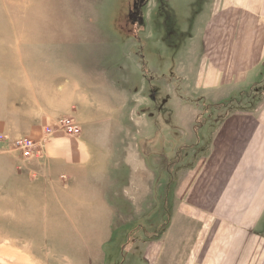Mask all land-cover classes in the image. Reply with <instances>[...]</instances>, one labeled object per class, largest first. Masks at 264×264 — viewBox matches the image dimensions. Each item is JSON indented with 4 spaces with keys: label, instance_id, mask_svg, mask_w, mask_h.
<instances>
[{
    "label": "crops",
    "instance_id": "1",
    "mask_svg": "<svg viewBox=\"0 0 264 264\" xmlns=\"http://www.w3.org/2000/svg\"><path fill=\"white\" fill-rule=\"evenodd\" d=\"M165 3L171 8L164 19L168 27L156 24L161 20L155 13L153 28L166 36H149L150 54L159 58L152 62L160 69L170 63L174 71L177 65L187 96H176L165 76L156 85L161 88L153 86L143 102L141 79H126L119 66L124 59L111 57L108 50L104 55L102 42L72 37L73 21L85 27L72 12L68 24H52L43 22L41 11H28L21 36L14 35L0 54V94L5 97L0 126L32 128L70 118L80 127L77 137L54 134L45 142L46 158L22 165L23 171L66 172L68 192L55 197V203L57 210L69 208V234L99 238L83 249L87 261L102 260L99 252L109 250L107 241L123 244L121 234L113 238L115 216L109 205L115 196L131 204L129 188L145 196H153L152 187L167 192L174 154L187 148L165 229L142 233V264H264L252 255L254 220L264 219V0ZM184 7H190L188 13ZM183 18L188 27L179 29L177 19ZM159 90L165 100L158 99ZM237 99L242 102L230 108ZM243 100L250 106L242 107ZM208 109L207 122L214 124L206 147L201 148L205 137L191 136L170 158L159 157L157 136L163 150L173 128L167 112L192 124L195 134L207 127L196 120ZM61 214L57 211L55 218H68ZM157 225L156 217L145 223L149 231ZM105 259L120 264L116 255Z\"/></svg>",
    "mask_w": 264,
    "mask_h": 264
},
{
    "label": "rangeland",
    "instance_id": "2",
    "mask_svg": "<svg viewBox=\"0 0 264 264\" xmlns=\"http://www.w3.org/2000/svg\"><path fill=\"white\" fill-rule=\"evenodd\" d=\"M168 1L171 3V0ZM77 2L83 4L78 5ZM189 10L190 7H184L185 13H188ZM28 11L30 13L41 11L43 22L52 24L55 21L68 24L72 12V15L76 16L75 19L81 20L85 25L84 27L79 25L80 21L77 23L73 21L76 25L72 24V26L76 30L72 33V37L82 43L102 42L105 47L104 55L108 50L111 57L124 59L119 66L125 68L126 79L133 76L141 79L143 102L148 100V97L150 98L149 92L153 86L161 88V85H156L165 76L168 80H172L173 86L170 88L175 91L176 96L179 95V92L184 97L187 96L188 88H185V83L179 81L183 72L176 68L177 65H173L174 71H172L170 63L162 65L163 69H160V63L154 65L155 63L152 62L159 58L153 57L156 55L155 53L152 57L150 54L149 36L153 40L160 36H166L164 30L156 31L153 28L158 23L161 24L162 29L168 27L164 19L166 12H170L171 8L167 7L166 9L165 0H0V54L3 52L5 54L8 42L12 39L15 40L14 35L21 36V25ZM155 13L161 20H157L156 24ZM177 20L180 23L178 28L185 29L186 25H183L185 18ZM35 22L40 23L39 20ZM139 24H142L143 28H139ZM67 34L69 35V33ZM130 36H132L131 39H129ZM133 42L135 44H132ZM178 50L177 52L182 51V49ZM175 57H182V53ZM157 77L158 79L155 81ZM0 92L2 91L0 90ZM161 95L164 98L162 90H159V100L162 99ZM4 98L0 94L1 109L4 107ZM249 101L243 100L242 107H249ZM239 102L242 100L237 99L236 103L233 102L230 105V108H235ZM180 105L176 103L174 107ZM210 113L211 111L208 109L198 117L196 125L199 126L206 122L207 127H204L200 133L199 128L196 129L194 134L192 124H184V121L178 120L175 112H167L166 122L173 128L170 130L169 143H163V150H160V135L157 136L159 145L156 147V152L160 153L159 157L168 156L170 158V155L176 153L178 148L187 142L185 140L191 136L193 138L205 137L201 142V148L206 147L210 127L214 124L210 120L209 123L207 122L211 117ZM51 126L50 124L32 128L0 126V264H109L108 259L107 261L105 259V255L109 253L116 255L120 264H142L140 258L141 242L144 239L142 233L145 232L146 235H149L148 232L156 230L157 233H161L165 229L170 209L177 202L174 195L175 185L182 173L179 165L185 157L187 148H182V151L178 150L179 152L174 154L173 171H168L166 177L167 192L166 188L163 191V188L159 186L152 187L156 196L154 193L153 196H145L143 192L134 193L133 189L129 188L127 195L132 200L131 204H123L122 199L115 196V203L109 205L115 216V219L112 220L113 238L115 240L117 234H121L124 237L123 240L121 236L123 244L118 247L111 246L112 242L109 244L107 241L109 250H107L108 247H105V251L99 252L103 259L93 262L92 260L87 261L89 255L83 249L90 244L97 243L99 238L96 239V235L91 237L69 234L72 222L69 208L63 206L64 209L57 210L56 207L55 197L60 199L63 194L68 192L66 172L23 171L25 167L22 164L26 159H22L11 146V141L17 137L27 136L38 141L42 138L43 131ZM56 133L62 132L55 131L54 134ZM46 157L43 146L42 158ZM10 168L14 171H7ZM57 211L62 212L61 217L67 216L68 218H55ZM145 217L149 218L151 222L156 217L157 228L149 231V227L145 226V223L149 224L150 221L145 220ZM256 223L257 230L253 231L255 251L252 252V255L254 260L262 263L264 262V251H261L264 249V219L254 220L253 226ZM110 240L112 241V237ZM115 247L117 248L112 250Z\"/></svg>",
    "mask_w": 264,
    "mask_h": 264
},
{
    "label": "built area",
    "instance_id": "3",
    "mask_svg": "<svg viewBox=\"0 0 264 264\" xmlns=\"http://www.w3.org/2000/svg\"><path fill=\"white\" fill-rule=\"evenodd\" d=\"M55 131H61L65 135L71 137H77L81 133L80 127L72 119L64 118L51 127L46 128L45 131H43V136L40 140L35 141L27 136L17 137L11 141V146L14 151L19 153V156L22 159L42 160L43 146Z\"/></svg>",
    "mask_w": 264,
    "mask_h": 264
},
{
    "label": "bare ground",
    "instance_id": "4",
    "mask_svg": "<svg viewBox=\"0 0 264 264\" xmlns=\"http://www.w3.org/2000/svg\"><path fill=\"white\" fill-rule=\"evenodd\" d=\"M155 105V104H154ZM223 106V105H222ZM216 108V107H215Z\"/></svg>",
    "mask_w": 264,
    "mask_h": 264
},
{
    "label": "flooded vegetation",
    "instance_id": "5",
    "mask_svg": "<svg viewBox=\"0 0 264 264\" xmlns=\"http://www.w3.org/2000/svg\"><path fill=\"white\" fill-rule=\"evenodd\" d=\"M139 7V5H137Z\"/></svg>",
    "mask_w": 264,
    "mask_h": 264
}]
</instances>
